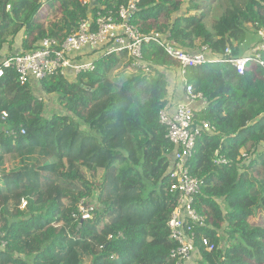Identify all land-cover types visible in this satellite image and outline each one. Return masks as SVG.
I'll return each mask as SVG.
<instances>
[{
    "label": "trees",
    "instance_id": "trees-1",
    "mask_svg": "<svg viewBox=\"0 0 264 264\" xmlns=\"http://www.w3.org/2000/svg\"><path fill=\"white\" fill-rule=\"evenodd\" d=\"M84 1L0 0V63L19 36L20 54L43 39L61 44L81 20L128 2ZM216 1L139 0L129 23L166 32L188 51L229 46L240 56L246 30L237 27L264 28V0H226L237 27L221 15L208 28L206 8ZM143 58L146 68L137 69L124 51L102 55L92 72L54 75L36 87L3 69L0 232L7 245L0 264H175L167 229L176 205L167 176L173 147L159 114L178 65L156 44L144 47ZM185 78L207 102L197 119L215 128L198 139L190 162L204 217L196 240L214 246H198L196 264H264V69L251 65L238 75L217 62L190 68ZM38 89L55 96L61 112L46 115ZM82 200L94 207L92 220H81Z\"/></svg>",
    "mask_w": 264,
    "mask_h": 264
},
{
    "label": "built area",
    "instance_id": "built-area-1",
    "mask_svg": "<svg viewBox=\"0 0 264 264\" xmlns=\"http://www.w3.org/2000/svg\"><path fill=\"white\" fill-rule=\"evenodd\" d=\"M139 0H128L116 13H98L79 22L76 31L58 44L52 39H43L35 50L24 54L10 55L0 63V78L3 69H12L21 84L40 83L54 75L66 78L77 77L81 73L95 69L93 55L98 56L126 52L132 66L145 69L144 47L156 44L177 62L173 68L177 85L183 93L184 101H174L165 105L159 114V123L165 127L166 138L172 145L171 165L167 176L169 192L176 198V205L167 222L169 239L175 243L170 258L175 264H195L199 260L198 246L206 251L214 249L208 238L201 237L197 243L195 230L204 224V217L195 208V199L200 191V182L193 177L190 162L195 153L198 139L215 134V128L205 120L197 119L195 111L207 105L202 94L196 93L185 75L190 68H201L209 63L230 64L238 75H243L251 65L264 69V28H253L255 40L250 49L240 56H233L232 49L213 51L207 45H197L194 50H186L169 40L168 33L150 31L143 33L129 23ZM88 0L84 1L86 4ZM9 7H7L8 9ZM240 49V46L239 48ZM264 97V92H263ZM7 114H2V119ZM245 161L249 159L242 153ZM218 163H224L218 160ZM25 203L22 204V207ZM79 204L81 220H92V209ZM7 242L0 232V252L6 249Z\"/></svg>",
    "mask_w": 264,
    "mask_h": 264
},
{
    "label": "rangeland",
    "instance_id": "rangeland-1",
    "mask_svg": "<svg viewBox=\"0 0 264 264\" xmlns=\"http://www.w3.org/2000/svg\"><path fill=\"white\" fill-rule=\"evenodd\" d=\"M235 1L237 3H239L241 0H235ZM206 12H207V18L205 20V23H206V26L208 28H211L213 20L219 18L221 15H225L226 20H228V22L231 26L237 27L236 22H238V19H235L236 16L234 15V12L231 9H228L226 0H217L214 4L207 5ZM251 27H249V26L237 27L239 30H241V29L246 30V40L243 44L240 45V51L242 53L248 51L250 49L251 45L253 44L254 40H255L254 31H253V28H251ZM94 56L95 55H93V57ZM43 98H44V101L46 103L48 102V104L46 106V111H47L46 115L50 116L51 114H54L55 112H61V109L57 105V100H56L55 96H52L49 100H48L49 96H44ZM149 186H151V185L148 183H145V189H146L145 192L146 193L149 190ZM89 201H91L94 204L93 198L90 199ZM85 202H86V200H82L80 202V204L85 203ZM220 205L223 209L224 207L222 205V201H220ZM93 206L95 207V204ZM93 206H90L88 209L93 210L94 209ZM21 209H24V207L21 206ZM262 220H264V216H262L261 221ZM256 221H260V219L257 218Z\"/></svg>",
    "mask_w": 264,
    "mask_h": 264
},
{
    "label": "crops",
    "instance_id": "crops-1",
    "mask_svg": "<svg viewBox=\"0 0 264 264\" xmlns=\"http://www.w3.org/2000/svg\"><path fill=\"white\" fill-rule=\"evenodd\" d=\"M9 9V8H8ZM7 9V10H8ZM22 36H19V38L16 39V42H15V45L13 47V52L8 54V56L10 55H15L16 53H21V44H20V39H21ZM6 51V49H5ZM242 53V52H241ZM99 56L97 54H95L94 56V59H98ZM173 71V70H172ZM168 85L169 86V89H168V95H167V104H171L173 103L174 101H177V102H180V101H184V97H183V93H182V90L180 89V87L177 85V78H176V74L175 73H171L168 77ZM33 86H37L39 85L38 83H34L33 82ZM41 91L40 89L36 90L35 92V96L39 97V98H42V100L44 101V96H47L45 95V93L43 92H39ZM0 179H1V175H0Z\"/></svg>",
    "mask_w": 264,
    "mask_h": 264
}]
</instances>
